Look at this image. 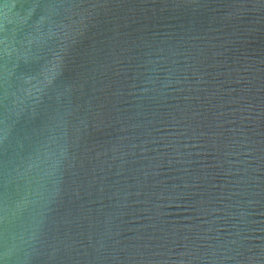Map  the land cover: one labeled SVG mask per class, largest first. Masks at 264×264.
Listing matches in <instances>:
<instances>
[{"label": "water", "instance_id": "obj_1", "mask_svg": "<svg viewBox=\"0 0 264 264\" xmlns=\"http://www.w3.org/2000/svg\"><path fill=\"white\" fill-rule=\"evenodd\" d=\"M0 264H264V0H0Z\"/></svg>", "mask_w": 264, "mask_h": 264}]
</instances>
